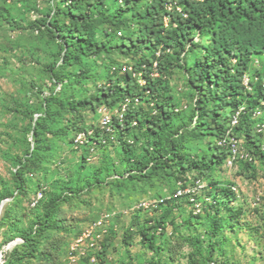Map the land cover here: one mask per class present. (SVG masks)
I'll return each mask as SVG.
<instances>
[{
	"label": "rangeland",
	"instance_id": "rangeland-1",
	"mask_svg": "<svg viewBox=\"0 0 264 264\" xmlns=\"http://www.w3.org/2000/svg\"><path fill=\"white\" fill-rule=\"evenodd\" d=\"M119 1L107 0L105 13H115L124 4ZM83 3L85 0H81ZM67 4L64 0H0V193L2 189L15 188L13 173L18 169V160L25 159L27 151L33 148L31 129L34 123L31 119L36 120L40 116L45 108V99L55 98V101L52 99L46 104L51 116L43 122L41 157L37 165L30 163L23 171L27 195L21 196L15 192L17 200L11 204L5 223L0 225V264H17L6 255L22 243L17 238L19 231L42 215L43 202L60 196V186L64 182H70L81 193L59 205L64 230L49 232L53 235L56 264H91L80 258L71 263L70 248L79 238L77 236H81L83 230L102 214H113L114 217L102 237L108 239L109 246L101 260L93 264H221L223 259H227L229 264H264V159L253 158L251 163L236 162L232 167H213L210 177L201 180V188L197 189L196 196L202 207L212 201L208 197L212 188L210 185H215L211 193L214 188L219 191L234 188L232 202L221 206L218 211L219 216L225 217V222L216 240L222 239L223 245L216 248L209 261L204 238L215 212L206 213V209L194 217L192 206L185 198L154 211H132L143 199L169 197L180 186L186 191L193 189L197 179L194 174L187 173L182 180L159 176L141 182L125 179L117 182L109 176L114 175V170L121 173L126 161L121 147L115 142L104 149H95L89 164H83L82 168V148L75 150L71 144L74 132L67 129L65 135L50 133L66 125L70 128L71 122L79 127H98L99 115L90 107L77 112L74 118L66 108L72 102L93 97L104 85L113 67L124 73L133 63L132 59L113 51L85 59L86 74L80 72L77 65H62L60 39L52 38L41 26V20L47 19V12L51 11L48 19L53 21L56 17L55 25L67 28V18L59 14L66 10ZM129 17V13L124 15L125 19ZM135 28L133 24L131 29ZM93 30L96 40L113 39V43L120 33H126L123 28L116 36L113 34V38L107 36L106 31H114L107 21L94 24ZM55 62L74 81L64 90L55 83L49 71ZM254 65L253 71L264 72V56L257 59ZM79 74L82 79L78 80L76 75ZM165 79L178 108L183 109L187 117L194 104L189 97L186 74L181 69L175 70ZM260 112V118L252 116L244 124L245 128L258 133L257 125L264 123V110L260 109ZM260 139L264 148V132ZM208 142L209 138L188 141V153L196 150L205 152ZM247 145L244 138L238 139L240 151L247 153ZM144 147V142L139 141L132 149L136 151V156H142ZM167 173L172 175L170 169ZM97 180L101 184H97ZM10 202L7 200L4 206ZM161 219L164 230L162 234H155L153 246L158 250H152L144 241L141 231L154 227ZM127 231L130 233L127 234ZM190 236L203 240L198 251L186 243ZM10 237L16 239L5 244L4 240ZM14 241L17 244L7 249ZM87 244V241L84 242L80 251L88 250Z\"/></svg>",
	"mask_w": 264,
	"mask_h": 264
},
{
	"label": "trees",
	"instance_id": "trees-1",
	"mask_svg": "<svg viewBox=\"0 0 264 264\" xmlns=\"http://www.w3.org/2000/svg\"><path fill=\"white\" fill-rule=\"evenodd\" d=\"M64 1L68 3L67 8L59 14L67 18V28L55 25L56 17L53 21L48 19L51 11L47 12V19L41 20V26L51 37L60 39L62 65H77L79 71L86 74L88 69L84 60L101 53L110 54L114 51L133 60L131 70L121 73L113 67L104 85L93 97L72 102L66 108L74 118L77 112L86 111L88 107L95 112L103 105L113 110L125 99H138L139 104L129 107L121 124L113 117L115 143L121 147L126 166L121 173L114 168V175L110 178L117 182L122 179L141 182L159 176L182 180L187 173L194 174L200 180L210 177L212 168L224 165L228 158V149L219 147L217 141L230 130L231 116L240 107H244V113L240 116L239 124L231 129V136L244 138L248 144L247 153L252 159H264L261 133L244 126L254 110H264V72L253 71L254 62L264 56V0H120L124 4L113 14L105 13L107 0H85L83 4L81 0ZM142 2L145 4L141 5ZM169 5L172 7L170 10ZM126 13L130 14L128 19L124 18ZM101 21H107L114 29L106 31V35L111 38L123 28L126 33L115 37L114 43L113 39L98 41L93 26ZM133 24L136 25L134 30L131 29ZM57 65V62L53 63L49 71L55 83L64 90L74 81ZM180 69L187 76L189 97L194 104L187 117L183 109L178 108L165 79ZM244 76L249 79L250 90L243 85ZM76 79H82V76L76 75ZM52 99L55 101L54 97L45 99V108L40 116L36 120L31 119L34 123L31 129L33 148L27 151L25 159L18 160V169L13 173L15 188L2 189L0 193V203L11 201L2 208L0 225L5 223L11 204L17 200L15 192L21 196L27 195L23 171L30 163L37 165L41 157L43 122L51 116L46 104ZM66 126L50 133L65 135L67 129L72 130L73 148L74 137L88 130L94 131V138L89 137V141L96 142L97 149L114 145L109 140L105 145L99 143L102 134L97 127H79L75 122H71L70 128ZM206 138H209V151L188 153V141ZM139 141L145 144L142 156H136V151L132 149ZM81 148L83 168V164L90 162L89 149ZM168 169L172 171L170 176ZM210 186L213 188L215 185ZM212 188L208 193L211 203L206 207L201 205V212L206 209V213L215 212L204 238L209 261L216 248L223 245L222 239L216 240L225 222V217L219 216L218 211L221 206L232 202L234 194L231 187L222 191L214 188L211 193ZM60 190L59 197L43 202L42 215L19 231L17 238L22 243L6 255L8 259L17 264H56L53 235L49 232L64 230L65 223L59 216V205L81 193L70 182H64ZM196 199L198 201L197 196ZM177 200L165 201L158 209ZM201 212L193 213V216L197 217ZM163 222L161 219L154 227L141 231L144 241L152 250H158L153 246V241L155 234L163 233ZM14 239L16 237H10L4 243L8 244ZM185 241L197 251L203 243L195 236ZM108 246V239H101L99 248L88 249L80 259L93 264L101 260ZM92 257L94 262L91 261ZM221 264H229V261L223 259Z\"/></svg>",
	"mask_w": 264,
	"mask_h": 264
},
{
	"label": "built area",
	"instance_id": "built-area-1",
	"mask_svg": "<svg viewBox=\"0 0 264 264\" xmlns=\"http://www.w3.org/2000/svg\"><path fill=\"white\" fill-rule=\"evenodd\" d=\"M171 5L168 6L170 10ZM180 12V10L178 9ZM131 70V69H128ZM249 79L247 76L243 77V85L250 90L248 85ZM139 104L138 99H125L123 100L116 109H109L108 107H100L97 111L99 115L98 121V130L101 132L102 137L101 145H105L109 140L111 142H115V126L113 125V117L121 124L124 120V116L129 109L130 106H137ZM114 112V116L113 115ZM244 113V107L238 108L230 119V130L226 133V135L217 141V145L219 147H225L228 149V158L225 161V166L232 167L238 160L251 161L252 157L243 151H240L238 146V139L231 136V129L235 128L239 124L240 116ZM261 112L259 109L253 111L252 116L258 118ZM257 132H264V124L259 123L257 125ZM94 131L88 130L87 132L78 133L73 140L74 148L79 149L81 147H86L89 149V158L90 161L92 159L91 155L94 153L95 149H97L96 142H90L89 137H93ZM201 180L196 179V186L193 189L188 191L184 190L181 186L176 189L169 197H160L156 199H145L140 201L133 210H155L163 204L165 201L181 199L185 198L189 201V203L193 206V213L198 214L201 212V203H199L196 199L197 189L201 188ZM231 190L234 191V188L231 187ZM114 218L113 214H102L95 222L91 224L90 227L83 230L81 236L72 244L70 248V256L69 260L71 263H74L77 258H80L85 255V251H80V247L84 242H88V249H97L99 248V243L102 237L106 234L107 225L110 223L111 219ZM85 252V253H84ZM91 261L94 262V257L91 258Z\"/></svg>",
	"mask_w": 264,
	"mask_h": 264
},
{
	"label": "water",
	"instance_id": "water-1",
	"mask_svg": "<svg viewBox=\"0 0 264 264\" xmlns=\"http://www.w3.org/2000/svg\"><path fill=\"white\" fill-rule=\"evenodd\" d=\"M3 206H4V202H1V203H0V210H2ZM16 244H17V241H14V242L10 243V244L7 246V249L13 247V246L16 245ZM1 258H2V253H0V259H1Z\"/></svg>",
	"mask_w": 264,
	"mask_h": 264
},
{
	"label": "bare ground",
	"instance_id": "bare-ground-1",
	"mask_svg": "<svg viewBox=\"0 0 264 264\" xmlns=\"http://www.w3.org/2000/svg\"><path fill=\"white\" fill-rule=\"evenodd\" d=\"M1 211V210H0Z\"/></svg>",
	"mask_w": 264,
	"mask_h": 264
}]
</instances>
